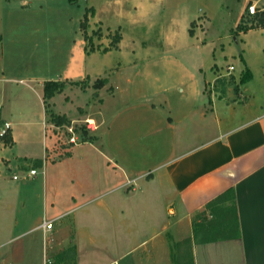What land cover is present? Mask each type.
I'll return each mask as SVG.
<instances>
[{
	"label": "crops",
	"instance_id": "0c3cea01",
	"mask_svg": "<svg viewBox=\"0 0 264 264\" xmlns=\"http://www.w3.org/2000/svg\"><path fill=\"white\" fill-rule=\"evenodd\" d=\"M13 1L17 5L13 6L15 13L4 8ZM86 1L85 8L92 9L87 16L86 33L90 36L93 30H97V35H91L93 49L87 51V41L78 26L61 66L51 77V80L65 81L64 87L48 103L55 113L76 120L93 115L94 112L86 108L91 99L88 97L87 102L82 100V103L78 99L83 97V92L93 95L92 99L97 101L94 118L98 119L99 127L94 132L96 142L102 139L106 128L108 116L105 113L113 110L114 103L132 98L134 78L151 75L158 80L157 74L147 65L136 63L152 50L149 39L162 51L179 46L178 21L174 17L178 8L175 6L177 0ZM34 3L39 4V0H0V11L3 7L0 13V122L10 123L7 131L10 143L5 144L0 138V200L5 203L3 205L0 201V241L1 237L7 236L8 230L17 226L18 220L31 218L23 209H20L19 219L15 212L8 215L12 209L6 205L4 182L14 179L16 173L7 177V169L14 165L23 171L42 165L45 159L54 165L73 157L71 151L57 158L49 153V148L54 146L49 132L53 124L48 120L42 98V84L48 78H30L33 84L19 87L21 93H34L39 100V112L35 113L39 120L36 123L50 140L48 143L47 137L45 140L42 137L41 151L19 146L24 143L25 135L12 120L22 109L18 111L15 103L7 108L1 104V98L7 92L11 94L13 89L3 82L10 80L6 71L17 67L14 41L21 37V28L27 23H40L37 15L23 14L27 6ZM199 21V18L190 19L187 32L192 22L197 24ZM185 24L188 25L187 21ZM208 24L210 26L209 18ZM194 29L193 34L188 32V35L197 44H211V58L204 69L198 68L206 75L203 91L191 88L199 102L191 104L193 98L190 97L191 105H187V111H180L176 117L169 116L167 121L156 115L155 119L160 118L154 122L159 125L157 130H162L163 125L173 130L175 139L178 134L177 150L172 149L161 161L151 163L152 154H148L145 163L139 164L135 159V163L127 164V159L117 158L118 155L110 150L115 146L111 143L106 153L100 152L102 167L108 169L106 174L87 177L71 171L64 173L63 181L69 185L66 198L72 202L82 198L80 209L67 216L64 215L66 210L51 202L52 217L43 218L55 219L48 238H44L40 227L43 220L40 221L39 216L32 217L25 226L20 225L24 226L23 233L37 232V235L0 250V264H43L44 253L53 259L54 264H181L184 261L181 254L191 262L188 264H264V98H261V94L264 96V63L249 60L243 51L248 33L254 28L237 35L242 41V60L232 74L237 76L245 68L238 75L239 78L244 76L245 80L239 79L242 88L236 101H230V95H227V101L223 94L213 96L210 93L208 96L206 87L217 78L230 74L220 73L227 56L235 59L238 56L230 45L222 47L221 44L215 52V42H206L204 35ZM6 37L9 40L3 41ZM262 47L250 49L257 54L262 49L264 51ZM171 69L172 64L162 62L163 73ZM84 79L85 86L81 88L80 81ZM96 79H104L99 88L92 86ZM69 81H79L80 84ZM222 81L224 78L218 80ZM18 83L23 81L18 80ZM191 87H196V82H192ZM13 98L22 100L20 94ZM185 106L183 104L180 108ZM105 108L108 109L106 112ZM184 133L189 135L182 137L180 134ZM94 139L83 142L93 146ZM95 166L101 167L99 164ZM58 174L55 176L57 183ZM127 181H133V184ZM230 187L234 192L235 235L226 230L216 243L214 234L207 233L208 228L205 229L200 217H193L195 213L207 210L209 206L206 204ZM8 240H3L2 244H9ZM233 249L238 255L237 260Z\"/></svg>",
	"mask_w": 264,
	"mask_h": 264
},
{
	"label": "rangeland",
	"instance_id": "374dc122",
	"mask_svg": "<svg viewBox=\"0 0 264 264\" xmlns=\"http://www.w3.org/2000/svg\"><path fill=\"white\" fill-rule=\"evenodd\" d=\"M15 2H10V5L4 8L15 13L13 9V6H17ZM249 2L256 5L259 10L257 13L260 11L264 12V0H177L175 6L178 9H176L174 17L178 21L179 46L173 50L164 49L162 51L161 47L155 46L154 42L149 39L152 44L150 49L152 50L147 56L140 57L137 60L139 62H136L140 65H147L146 67L151 72L157 74L158 80H154L151 75L136 76L137 78L139 77L138 79L134 78L131 86L132 98L129 101L114 103L113 110L109 112H106L107 108L104 109L105 114L108 116L105 119L106 128L102 139L96 142L94 139L93 146L81 140L78 129L85 128L88 134L94 138V132L99 128L98 119L94 118L97 101L92 99L93 95L91 97L88 93L83 92V97L78 98L79 102L82 103V100L87 102L89 97L91 100L89 104L87 103L88 107L86 108L89 109V112L92 113L93 111L94 113L93 115L79 117L76 120H70L69 123L75 124L73 128L78 131L76 135L77 142L71 143L68 141L70 133L67 131L68 126L66 127V125H69V123L65 125H54L52 123L53 125L49 127V132L54 140V146L49 148L51 151L49 153L53 158H57L71 151L73 157L54 165L50 164L52 163L50 160L45 159L42 165L33 166L37 173L31 178H25L28 170H18L14 165L7 169V177H11L13 173H16L17 176L15 179L4 182L7 187L6 205L12 209V212L8 215L12 216L15 212L16 214L14 215L18 218V216H21L20 209H23L22 211L29 212L31 218L39 216L41 218L40 221H42L43 218L52 217L50 212L51 202L63 208L62 210H66L64 215L69 216L72 213H76L80 209L83 199L80 198L77 202H72L71 199L66 198L69 185L64 183L63 174L69 173V171L77 175L85 174L87 177H97L99 174H106L108 169L106 166L102 167L103 158L100 152L106 153L111 143L115 146L111 147L110 150L115 155H118L117 158L121 159L123 157L127 159V164L135 163V159L139 164L145 163L148 161V154H152V156L149 155L151 163L161 161L167 156L168 152L176 148L178 134H176L175 139L173 130L166 129L163 125L162 130H157L156 128H159V125L154 124V122H157L160 117L167 121L169 116L176 117L180 111L181 113L187 111L188 106L199 102V98H195L196 96L194 92H191V88L203 91L206 75H203V72L198 68L204 69L208 59L211 58V44L210 46L209 43L206 45L197 44L195 39L188 35L186 27L189 26L188 21L190 19H200L197 24L192 22L190 27L192 29L195 27L194 30L201 32L206 42L214 41L215 52L219 49V45L222 46L221 44H223L222 47H229L230 45L233 49L232 52L236 53L235 56H238L236 59L234 57L231 58V56H227L226 60L224 59L225 65L221 67L220 73H230L220 77L224 78L225 81L218 82L220 78H217V80L213 81V84L206 87L208 96L210 93L213 96L223 94L224 100H226L227 95H230L228 96L230 101H236L238 92L242 88L241 84H239L240 78L238 75L242 74L245 68L237 76L232 74V71H237V67L241 63L239 60H242V41L238 38L237 35L239 33H236L235 29L241 18L246 23L253 22V16H248L245 10ZM87 4L86 0H39V4L34 3L27 6L24 11L26 13H23L25 15L30 13L37 15L40 23H33V25L27 23V26L21 28L19 33L21 37L14 41L17 49L14 55L17 67L12 71H6L5 75L10 80L3 82L6 86L11 85L13 89L11 94L7 92L1 98V104L4 107L7 108L10 104L15 103L18 111L20 109L23 110H21V113L16 114L12 120L25 135L24 140L20 139L24 143H20L19 146H28L33 150L41 151L42 137L44 136L43 140L47 137V142H50L49 137L42 132L41 126L36 123L39 120V116L35 115V113L39 112V100L34 93H21L19 87L22 84H33V82L29 81L30 78L38 79L43 77L51 79L52 74L56 72L55 70L61 66L78 26L81 30L80 23L84 12L86 11L87 16L90 13V7L85 8ZM1 12H3V7H1ZM79 17H81L80 20H78ZM186 21L188 25L185 24ZM253 28L248 33L246 50L244 48L243 51L249 60L264 63L263 49L261 53H259L260 51L257 54L251 52L254 47L260 48V46H263L262 48H264V26ZM218 39L220 41L217 44ZM8 40V37L3 39V41ZM162 62L172 64V69L167 73H163ZM230 63L235 69L228 72L225 66ZM190 75H192V78H190ZM14 80H21L23 83L17 84V81ZM80 82H82L81 88L85 86V79ZM192 82H196V87H191ZM18 94L22 97L21 101L13 98V96ZM190 97L193 98V103L191 104ZM204 97L206 99L207 95L205 94ZM261 98H264L263 94H261ZM186 99L188 100L185 101ZM183 104L186 105L185 108H180ZM156 115L160 117L155 119ZM86 117L94 119L95 123L91 124L92 128H86L88 125L87 122H84ZM153 119L155 120L153 121ZM180 135L187 137L189 134ZM53 148L55 149L53 150ZM112 152L109 154L114 157L115 155ZM72 160H74V163L71 162ZM97 164L101 165V167L95 166ZM57 174L58 183L55 181ZM127 183L131 185L133 181H127ZM0 201L5 205L3 200ZM208 208L210 209L208 210ZM207 210H205L207 213L205 211L195 213L193 219L200 217L205 229L206 227L208 228L207 233H213L215 236L214 241L217 243L218 237L226 234L225 227L228 229L233 225L232 208L228 201H221L212 206L210 205ZM227 216L232 217V223H229V221L227 224L225 223ZM29 220H18L17 226L13 230H8L6 232L7 236L1 237L2 241L9 238L10 240L7 242L10 243L3 245L2 241H0V250L21 241H27V238L37 235V232L23 233L25 223ZM20 224L25 225L21 226ZM230 232L234 235L235 229ZM232 252L237 260L238 255L235 249ZM180 257L184 260L181 264L191 263L186 260V256L181 254ZM174 264H179V262Z\"/></svg>",
	"mask_w": 264,
	"mask_h": 264
},
{
	"label": "trees",
	"instance_id": "16d2710c",
	"mask_svg": "<svg viewBox=\"0 0 264 264\" xmlns=\"http://www.w3.org/2000/svg\"><path fill=\"white\" fill-rule=\"evenodd\" d=\"M89 10L91 11L92 9L90 8ZM246 14L248 16H250V17L253 16V18H252L253 22L250 21V23H246L241 18L240 21L236 25V29H235L236 33L240 32V31H244L245 32L248 29L253 28V27L264 26V12L260 11L259 13H255L253 15H249L246 12ZM87 20H88V17H87L86 11H85L84 14H83V19H82V21L80 23V27L83 30V37L87 41V46H88L87 47L88 48L87 51H90V50L93 49V45L90 43L91 35L92 36L93 35H97V31H93L90 36L87 35V33H86ZM188 32H189L190 35L193 34V31H192L191 27L188 29ZM118 38H119V36L116 37L117 40H118ZM244 80H245L244 76L240 78V81L243 82ZM64 82L65 81H58V80L49 79V80H44L43 84H42V92H43L42 98H43L44 108H45L46 113L48 114V119L54 125H64V124H68L70 122V119L67 118L65 115L57 114L54 111H52L50 109V104L48 103V100L55 93H58V92L62 91V89L64 87ZM69 82L71 84H75V85H78V84L81 83L80 85L82 86V82L79 83V81H69ZM103 83H104V79H96L93 82L92 86H93V88H99L100 86L103 85ZM78 131L80 132L81 140H83V141H85V140L92 141L94 139L92 135L88 134V131L85 128H80V130L78 129ZM0 138L5 144L10 143V137H9V133L8 132H6L2 136H0ZM221 201H223V202L224 201L225 202L228 201L229 202V204L231 205V208H232L233 216H234L233 225L228 228L229 230L226 229V227H225V230L231 231L232 229H236V213L234 211V192H233V188L230 187V188L226 189L221 194L217 195L215 198L210 200L206 204V206H210V205L212 206L215 203H219ZM228 221H229V223H232V217L231 216H227L226 217L225 223L227 224ZM192 222H193V220H192ZM194 230H196V229L194 228Z\"/></svg>",
	"mask_w": 264,
	"mask_h": 264
},
{
	"label": "built area",
	"instance_id": "2783aa9c",
	"mask_svg": "<svg viewBox=\"0 0 264 264\" xmlns=\"http://www.w3.org/2000/svg\"><path fill=\"white\" fill-rule=\"evenodd\" d=\"M246 12L249 14V15H253L255 13H257L259 10L258 8L256 7V5L254 3H249L247 6H246ZM241 32V31H240ZM239 32V33H240ZM226 69L228 70V72L232 71L233 70V66L231 64L227 65L226 66ZM84 122H87V126L86 128H92V125L94 122V119L92 117H86L84 119ZM65 125V124H64ZM75 124H71L69 123V125H66L67 127V131L70 133L69 137H68V141L71 142V143H75L77 142L76 141V138H77V132L76 131V128H73ZM10 128V123L7 122V121H2L0 122V136H2L3 134H5ZM37 171L35 170V168H30L28 169L26 175H25V178H31L32 176L36 175ZM13 178H17L16 175H13ZM55 219H50V220H46V219H43L40 227L44 233V238L47 239L48 238V232L52 229V225H53V222H54ZM43 264H54L53 262V259L47 255L46 253L43 254Z\"/></svg>",
	"mask_w": 264,
	"mask_h": 264
}]
</instances>
